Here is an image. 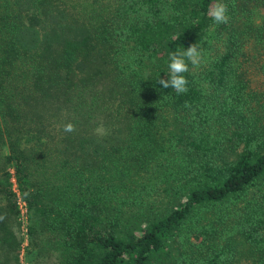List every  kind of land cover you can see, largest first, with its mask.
I'll list each match as a JSON object with an SVG mask.
<instances>
[{
	"label": "trees",
	"instance_id": "obj_1",
	"mask_svg": "<svg viewBox=\"0 0 264 264\" xmlns=\"http://www.w3.org/2000/svg\"><path fill=\"white\" fill-rule=\"evenodd\" d=\"M213 2L112 0L87 27L52 0H12L0 14L1 244L18 249L9 165L29 237L46 233L58 264H264V87L250 88L239 61L259 43L264 74V0H222L227 24L208 15ZM193 44L203 60L189 64L187 92L162 88L169 52ZM108 77L120 126L104 149L77 133L100 101L78 108L75 86ZM56 114L75 126L58 169L84 177L69 192L30 179ZM134 173L141 181L121 186Z\"/></svg>",
	"mask_w": 264,
	"mask_h": 264
},
{
	"label": "rangeland",
	"instance_id": "obj_2",
	"mask_svg": "<svg viewBox=\"0 0 264 264\" xmlns=\"http://www.w3.org/2000/svg\"><path fill=\"white\" fill-rule=\"evenodd\" d=\"M11 2L12 0H0V14L8 11ZM52 2H54L59 8L64 10L68 14V16H70L73 26L77 25L78 23H83V25L87 26V21L93 22L95 19V17H93V11L91 9H94L96 12H98V15H100V17L101 15L105 16L108 12L111 11V9L109 8L107 10H104L102 8L106 6L108 2H112V0H52ZM98 5H100V7H98ZM259 14H262V11H260ZM252 18L256 23L260 20L254 14H252ZM85 22H87V24H85ZM246 46L247 47L244 48L245 56L239 58L241 64L240 71L247 79V84L250 86V88L252 90L259 91L264 87V74L259 69V58L261 56L260 51L262 52V46L252 40H250V43H248ZM109 80L112 81V78L108 77L94 80L89 92H87V88H85V86H87L85 85L86 83L76 82L75 86L76 90L81 93L79 99L82 107L78 106V108H90L92 98L100 101L99 109L97 108V112H90L91 116H93L92 118L78 116V119L83 121L82 125L77 129V133H81L82 136L85 137H95L96 144L99 146H104V149L109 148L110 145L108 143V132L114 128H117V126H120L115 122L111 115V113L117 112V110L116 101L107 94V90L109 89ZM73 90H75L74 87ZM73 100L74 97L72 98L70 103H72ZM102 105H104L105 107L103 108V111H100ZM69 113L70 115L72 114L71 108ZM64 119V115L63 119H61V117H58L56 114L53 119L54 122L46 129V133L48 134V137L50 139V141L47 142V144L49 145V149L41 148L42 150H44L42 152H44V160L46 163L45 166L42 168L38 167L35 171L30 170L31 181L36 184L37 187H41V189H48L49 191H52V186H56L58 187L56 189L67 190V185H70L73 188L75 187V184H80L81 180H83L84 178L83 176H81V179H79L80 181L75 183L71 180H68V177L75 178L73 174L69 175V172H65L67 174L66 178V175L63 174L60 169H58L59 167L56 158L57 156H61L60 150H63L67 146L65 138L71 135L73 136L75 134V131L72 132L71 135L70 133L63 132L62 129L65 124ZM126 145L127 143L124 146ZM89 148H92V146H90ZM6 150V147H4L3 154L6 153ZM65 157H67V155ZM3 167L9 172V179L12 190L15 192V194L17 192V214L8 213L6 220L8 222L7 224L9 230L15 237V241H18V249L13 248L12 250L10 248H7V245L0 243V264H58L56 254L49 244L48 236L46 233H38L35 236L29 237L27 228L28 224L30 223V212L25 207V203L18 196V191L16 189V184L11 167L9 165H5ZM58 175L61 176V178H58L61 183L53 179L54 176L57 178ZM147 176L149 178H153L154 174H150ZM140 181L141 180L138 175L134 173V175H132L129 180L127 176H122V179L119 182L123 183L121 184V186L127 185L126 187L131 188ZM140 191H143V189H140ZM22 202L24 203V206L22 205ZM3 205V202L0 201L1 208H3ZM244 263V260L240 259V262L238 264Z\"/></svg>",
	"mask_w": 264,
	"mask_h": 264
},
{
	"label": "clouds",
	"instance_id": "obj_3",
	"mask_svg": "<svg viewBox=\"0 0 264 264\" xmlns=\"http://www.w3.org/2000/svg\"><path fill=\"white\" fill-rule=\"evenodd\" d=\"M227 12L228 7L222 0H214L209 7L208 15L216 24H227L229 21ZM202 60L203 55L197 44L190 45L186 50L169 52L167 78H157V83L164 89L171 88L177 94L187 92L188 80L184 74L189 71V64L193 68H198ZM62 130L65 133H72L75 131V126L72 123H66ZM3 219L4 216H0V221Z\"/></svg>",
	"mask_w": 264,
	"mask_h": 264
},
{
	"label": "built area",
	"instance_id": "obj_4",
	"mask_svg": "<svg viewBox=\"0 0 264 264\" xmlns=\"http://www.w3.org/2000/svg\"><path fill=\"white\" fill-rule=\"evenodd\" d=\"M22 205L24 206V203L22 202Z\"/></svg>",
	"mask_w": 264,
	"mask_h": 264
}]
</instances>
